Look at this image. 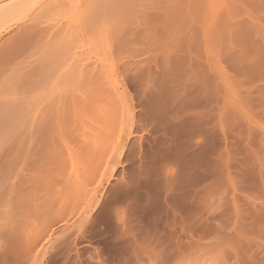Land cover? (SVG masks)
<instances>
[{
	"label": "rangeland",
	"instance_id": "1",
	"mask_svg": "<svg viewBox=\"0 0 264 264\" xmlns=\"http://www.w3.org/2000/svg\"><path fill=\"white\" fill-rule=\"evenodd\" d=\"M0 264H264V0H0Z\"/></svg>",
	"mask_w": 264,
	"mask_h": 264
},
{
	"label": "bare ground",
	"instance_id": "2",
	"mask_svg": "<svg viewBox=\"0 0 264 264\" xmlns=\"http://www.w3.org/2000/svg\"><path fill=\"white\" fill-rule=\"evenodd\" d=\"M12 13L11 8H5L0 10V21Z\"/></svg>",
	"mask_w": 264,
	"mask_h": 264
}]
</instances>
